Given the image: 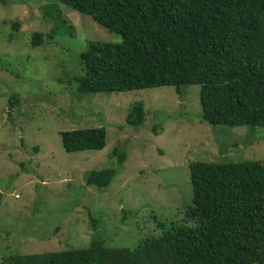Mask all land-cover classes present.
<instances>
[{"label":"rangeland","instance_id":"rangeland-1","mask_svg":"<svg viewBox=\"0 0 264 264\" xmlns=\"http://www.w3.org/2000/svg\"><path fill=\"white\" fill-rule=\"evenodd\" d=\"M55 2L0 0V264L12 254L86 248L95 231L91 220L107 245L134 249L159 237L160 224L180 223L193 206V162H264V128L206 123L200 86L185 88L184 98L172 86L71 92L67 82L84 74L87 47L123 39L60 4L75 28L64 33L44 18L43 7ZM14 20L23 22L19 31ZM41 30L50 35L33 48L32 35ZM11 94L21 105L10 114ZM139 102L146 121L133 128L126 117ZM91 128L106 129L103 150L65 151L62 132ZM117 147L127 151L122 166L113 156ZM105 168L117 170L112 184L86 187V174Z\"/></svg>","mask_w":264,"mask_h":264},{"label":"trees","instance_id":"trees-1","mask_svg":"<svg viewBox=\"0 0 264 264\" xmlns=\"http://www.w3.org/2000/svg\"><path fill=\"white\" fill-rule=\"evenodd\" d=\"M56 1L43 7L44 18L64 33L75 34V28L60 4L123 39L87 47L81 55L84 74L67 82L71 92L172 86L184 98V89L197 85L206 123L264 128V0ZM22 23L14 20L13 30ZM45 34L50 32H35L31 46L45 45ZM7 104L11 114L20 107V96L11 94ZM146 115L144 104L136 103L126 123L140 128ZM61 137L68 153L101 151L107 144L105 128L66 131ZM113 156L122 166L127 151L117 147ZM190 172L193 206L180 223L160 224L159 237L134 249L114 248L91 220L95 231L86 248L12 254L2 264H264V162L197 161ZM116 176L115 168L92 170L85 176L86 187L106 189Z\"/></svg>","mask_w":264,"mask_h":264}]
</instances>
